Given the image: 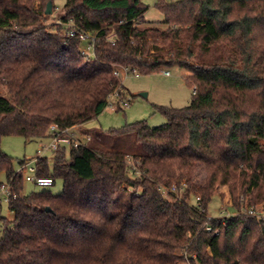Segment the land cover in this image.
Segmentation results:
<instances>
[{
	"label": "trees",
	"instance_id": "obj_1",
	"mask_svg": "<svg viewBox=\"0 0 264 264\" xmlns=\"http://www.w3.org/2000/svg\"><path fill=\"white\" fill-rule=\"evenodd\" d=\"M50 1L56 7L0 0V176L16 194L7 205L12 220L0 202V264H264V220L242 213L223 225L208 215L222 187L236 209L242 196L264 204V0H161L164 28L146 22L144 0H66L62 22L96 34L90 60L78 37L50 23ZM173 66L190 73L189 106H158L167 121L157 128L139 121L107 131L133 135L131 152L62 147L52 171L39 158L38 176L61 179L63 192L26 193L1 150L4 137L43 140L54 124L81 126L124 88L115 72ZM129 157L140 161L141 176ZM183 183L181 197L160 190L179 192Z\"/></svg>",
	"mask_w": 264,
	"mask_h": 264
},
{
	"label": "rangeland",
	"instance_id": "obj_2",
	"mask_svg": "<svg viewBox=\"0 0 264 264\" xmlns=\"http://www.w3.org/2000/svg\"><path fill=\"white\" fill-rule=\"evenodd\" d=\"M161 0H144L149 6V10L145 14L146 22L164 28V14L156 7ZM170 3H176L180 0H165ZM66 0H55L56 7H52L50 23L58 26L60 17L64 14V5ZM169 71L170 76H166L165 72ZM190 73L177 66H173L164 71L151 75H135L121 74L120 81L125 89L124 96L130 99V106L120 111H111L106 109L98 118L91 120L81 126L73 128L76 136L85 139L91 136L90 145H105L123 151L134 150L133 135L115 136L107 133L111 129L123 128L129 124L139 121H146L149 127L157 128L166 123V118L158 110V106L184 108L190 105L194 87L191 86L187 79ZM2 94H6L1 90ZM83 126V127H82ZM49 139L26 141L23 137L8 136L4 137L1 143V150L13 157V166L16 171L21 169L20 162L33 161L39 153L43 145H48ZM264 144V141H263ZM49 158V166L53 170V151L46 150L42 157ZM28 171H24V175H29ZM3 183L6 182L5 174L0 176ZM54 195H60L63 192V181L56 180L55 184L48 188ZM41 190L31 182H25V191ZM177 197H181L182 193H176ZM222 199H221V197ZM170 198L169 196H167ZM228 198H231L227 187L219 189L218 194L209 203L208 215L212 218L220 216V209ZM172 199V198H171ZM192 204H196V199L190 200ZM3 215L9 220L13 219V214L9 211L8 206L3 204Z\"/></svg>",
	"mask_w": 264,
	"mask_h": 264
},
{
	"label": "built area",
	"instance_id": "obj_3",
	"mask_svg": "<svg viewBox=\"0 0 264 264\" xmlns=\"http://www.w3.org/2000/svg\"><path fill=\"white\" fill-rule=\"evenodd\" d=\"M58 26H66L67 27V34L71 38L78 37L82 43V49L81 54L85 57L86 60H90L95 57V50H96V34L92 32H84L81 31L78 27H76L72 22L69 24H64L62 20L60 19V22H58ZM108 40L112 42L114 45L116 42V34L111 33L108 36ZM128 74L127 70H119L115 72V75L120 78L121 74ZM135 75L139 76L138 73H134ZM166 76H170V72H165ZM196 92V89L194 88V93ZM125 89L119 88L115 92H113L107 102L106 109H110L111 111H120L124 110L125 108H128L130 106V99H126L124 96ZM92 141L91 136H86L85 139H80L78 136H76V133L74 132L73 128H64L60 129L57 125H52L50 127V133H49V144L43 145L41 149L39 150L38 156L33 161H25L24 164L21 166V169L18 172H21L24 176L25 181L31 182L35 184L39 188H49L54 185V181L51 177H40L38 176V163L39 158H41L46 150L51 151H57L62 147L67 148H79V147H85L90 144ZM128 165L129 170L131 173L135 176H141V169H140V161L133 159L132 157L128 158ZM24 171H28L29 175H24ZM182 189L179 191L180 193L183 192L185 189V184H182ZM160 190L163 195L168 196L170 192L172 193H178V189L176 185H173L170 189L166 187H160ZM16 198V194L13 192V188L10 184L7 182L2 183L0 186V202L3 204L8 205L12 199ZM240 202L243 205V207L239 210L234 208L233 202L231 198H228L225 202V205L222 203V207L220 209V216H218L216 219L221 220L222 224L225 225L226 221L233 217L237 216L239 214H248L249 216H252L258 221L264 220V204H258L256 206H249L247 205V199L245 197L240 198ZM197 207L200 206L199 204V198L196 199ZM212 218V217H209ZM205 231L212 232L213 228L211 225L206 224L204 226ZM219 233V229L216 230V234ZM187 258V256L185 255ZM192 260H197V257L195 255H192L190 257ZM190 264V263H186Z\"/></svg>",
	"mask_w": 264,
	"mask_h": 264
},
{
	"label": "water",
	"instance_id": "obj_4",
	"mask_svg": "<svg viewBox=\"0 0 264 264\" xmlns=\"http://www.w3.org/2000/svg\"><path fill=\"white\" fill-rule=\"evenodd\" d=\"M52 7H53V3L50 1L48 2V5H47V11H46V14L47 15H51L52 14ZM46 211L47 212H51V209L49 207L46 208Z\"/></svg>",
	"mask_w": 264,
	"mask_h": 264
},
{
	"label": "crops",
	"instance_id": "obj_5",
	"mask_svg": "<svg viewBox=\"0 0 264 264\" xmlns=\"http://www.w3.org/2000/svg\"><path fill=\"white\" fill-rule=\"evenodd\" d=\"M83 127V126H82Z\"/></svg>",
	"mask_w": 264,
	"mask_h": 264
}]
</instances>
